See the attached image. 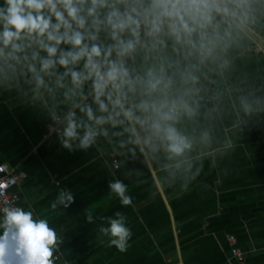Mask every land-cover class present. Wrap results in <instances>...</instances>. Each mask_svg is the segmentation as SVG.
I'll return each instance as SVG.
<instances>
[{"label": "clouds", "instance_id": "clouds-1", "mask_svg": "<svg viewBox=\"0 0 264 264\" xmlns=\"http://www.w3.org/2000/svg\"><path fill=\"white\" fill-rule=\"evenodd\" d=\"M256 43L264 47V0H0V107L43 112L69 153L95 151L115 169L137 160L156 192L179 198L206 162L237 150L232 139L214 147L225 91L237 120L264 113ZM233 73L239 84L223 89ZM107 189L135 207L124 180ZM74 201L61 189L46 212L0 208V264H59L63 233L50 213ZM99 219L107 246L126 252L127 215Z\"/></svg>", "mask_w": 264, "mask_h": 264}, {"label": "crops", "instance_id": "crops-1", "mask_svg": "<svg viewBox=\"0 0 264 264\" xmlns=\"http://www.w3.org/2000/svg\"><path fill=\"white\" fill-rule=\"evenodd\" d=\"M253 49L249 59L257 66L255 57H264V47L256 43ZM234 81L239 84L235 73L223 89ZM227 103L225 91L224 106L210 122L214 147L232 139L237 150L215 168L206 162L190 191L179 198L171 190L156 192L137 160L115 169L111 159L95 151L69 153L49 132L43 112L19 107H0V163L27 173L16 190L20 205L37 213L49 211L61 189L73 193L70 207L50 213L63 233L59 264H264V113L237 120ZM138 171L145 175L137 177ZM110 179L129 185L135 207L109 196ZM90 211L97 217L94 223L86 220ZM116 211L127 215L133 232L123 253L108 247L98 233L99 218ZM231 235L242 258L232 252Z\"/></svg>", "mask_w": 264, "mask_h": 264}, {"label": "built area", "instance_id": "built-area-1", "mask_svg": "<svg viewBox=\"0 0 264 264\" xmlns=\"http://www.w3.org/2000/svg\"><path fill=\"white\" fill-rule=\"evenodd\" d=\"M0 167L4 169L0 172V208L5 204H12L13 202L17 206L20 205V195L16 188L20 180L27 177V173L24 171H16L6 163H0ZM228 241L233 246V254L242 258L240 250L236 247L237 239L235 236H229Z\"/></svg>", "mask_w": 264, "mask_h": 264}]
</instances>
